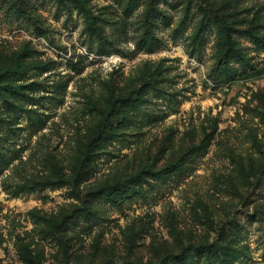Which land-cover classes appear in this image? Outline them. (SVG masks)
Wrapping results in <instances>:
<instances>
[{
	"label": "rangeland",
	"instance_id": "obj_1",
	"mask_svg": "<svg viewBox=\"0 0 264 264\" xmlns=\"http://www.w3.org/2000/svg\"><path fill=\"white\" fill-rule=\"evenodd\" d=\"M0 264H264V0H0Z\"/></svg>",
	"mask_w": 264,
	"mask_h": 264
},
{
	"label": "trees",
	"instance_id": "obj_2",
	"mask_svg": "<svg viewBox=\"0 0 264 264\" xmlns=\"http://www.w3.org/2000/svg\"><path fill=\"white\" fill-rule=\"evenodd\" d=\"M257 38V37H256ZM259 39V38H258Z\"/></svg>",
	"mask_w": 264,
	"mask_h": 264
}]
</instances>
